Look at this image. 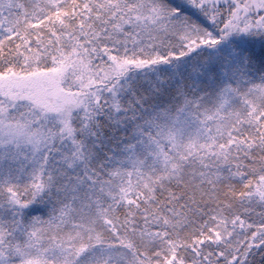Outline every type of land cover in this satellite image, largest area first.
<instances>
[{
	"label": "snow or ice",
	"instance_id": "snow-or-ice-1",
	"mask_svg": "<svg viewBox=\"0 0 264 264\" xmlns=\"http://www.w3.org/2000/svg\"><path fill=\"white\" fill-rule=\"evenodd\" d=\"M0 264H264V0H0Z\"/></svg>",
	"mask_w": 264,
	"mask_h": 264
}]
</instances>
